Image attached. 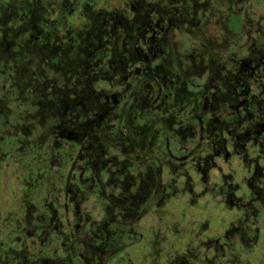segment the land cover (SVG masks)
<instances>
[{
    "label": "flooded vegetation",
    "instance_id": "1",
    "mask_svg": "<svg viewBox=\"0 0 264 264\" xmlns=\"http://www.w3.org/2000/svg\"><path fill=\"white\" fill-rule=\"evenodd\" d=\"M262 21L249 0H0V264L253 263ZM208 25L232 50L176 60ZM31 50L44 68L11 93Z\"/></svg>",
    "mask_w": 264,
    "mask_h": 264
},
{
    "label": "rangeland",
    "instance_id": "2",
    "mask_svg": "<svg viewBox=\"0 0 264 264\" xmlns=\"http://www.w3.org/2000/svg\"><path fill=\"white\" fill-rule=\"evenodd\" d=\"M125 1L126 0H121V2H120V0H105L106 8L113 9L115 7V5L117 6V3L123 4ZM249 2L251 4L253 11H257L259 8L264 7V0H249ZM50 9H51V5H48L47 11H50ZM262 23H264V21H262ZM205 27H206L205 28L206 30L200 29V31L199 30H193V31L185 32V33L176 32L177 36L175 37L174 43H173V48H174V52L176 55L174 58L176 60L179 59V57L182 53L187 51L186 48H188V47L193 48V50L196 47L199 48V52H200L199 57L201 58V62L204 61V59L207 57L209 50L211 51L210 53L216 54L215 56H219V57L224 56L221 54H227L229 52V50L230 51L232 50V48H230L231 46L229 45V40H230L229 33H227L226 31L213 30V27L211 25H208V27L207 26H205ZM1 34H2V32L0 30V39H1ZM236 39H238L237 36H236ZM181 40L184 41V44H185L184 46H182ZM200 42H204L205 45L203 46L202 44H200ZM198 45H200V46H198ZM37 56L38 55H37L35 50L29 51L27 62L22 63V65L21 66L19 65V67H18L19 68L18 71H20V73L19 74L15 73V74H13L12 77L9 76L11 78V80L8 82L10 92L11 91L13 92L12 89L16 88L18 85L21 86V88L22 87H28V85L29 86L33 85V80L30 78V76H32V75H30V71L36 72L37 69L41 70L42 68H44V64L41 66V60L38 59ZM24 80H26L25 83L23 82ZM20 96H23V95L19 94L18 97H20ZM9 167H10V164H9ZM9 167L8 168L5 167L4 176L1 177V189L3 187V190H1L0 210H2L5 206V204L8 201H10L9 199H11V197L10 198L8 197L9 199L7 197H4V196H6L7 191H8L6 183H8V182L11 183L12 179H13V175H14L13 174V167L12 168H9ZM6 171H7V173H6ZM5 178H6V180H5ZM174 205H178V204H174ZM170 211L174 214L175 217L177 216V212H178L177 206L170 205ZM183 219L186 222L188 221L187 222V224H188L189 221H192L194 219L196 220L197 218H196V214H194V213H191V214L186 213V216L183 217ZM263 253H264V239L262 241H260V248H259L258 252L253 255L252 259L254 261L251 264H256V261H257L259 255L263 254ZM126 263L131 264L132 261L129 260Z\"/></svg>",
    "mask_w": 264,
    "mask_h": 264
}]
</instances>
